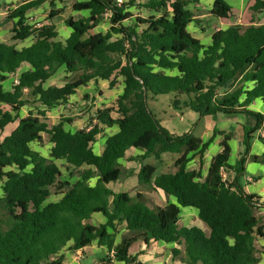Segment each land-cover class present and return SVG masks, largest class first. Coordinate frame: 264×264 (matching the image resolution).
<instances>
[{"label": "trees", "instance_id": "1", "mask_svg": "<svg viewBox=\"0 0 264 264\" xmlns=\"http://www.w3.org/2000/svg\"><path fill=\"white\" fill-rule=\"evenodd\" d=\"M68 1L74 11L88 15L65 21L70 34L62 42L51 21L64 11L57 5ZM200 1L29 0L8 11L13 26L11 42H0V133L17 126L0 141L2 202L9 215L6 222L0 217V264H62L66 247L76 252L94 242L108 250L104 264H143L130 254L140 240L176 245L173 257L181 264L260 263L257 242L264 241V221L257 213L264 203L247 193L240 179L264 123L262 114L248 108L256 99L264 102V0L251 6L262 15L260 22L216 30L209 45L189 30L192 24L201 27L191 10ZM47 3L52 8L48 24L32 26L29 13ZM132 7L148 16L126 24L134 18ZM210 14L223 21L236 17L226 0H213ZM106 21L109 29L95 32ZM27 41L28 46H17ZM24 66L28 69L20 72ZM60 70L64 83L50 85ZM15 77L19 83L13 80L7 90L4 84ZM120 79L124 89L116 106L86 110L87 128L68 130L74 119L65 115L52 126L48 123L53 110L67 106L90 82L104 81L114 89ZM171 94L176 109L202 118H256L255 126L244 128V151L235 165L229 162L231 134L215 130L223 141L206 176L202 166L189 169L193 158L203 160L213 139L204 142L192 132L175 136L162 125L148 101ZM28 106L32 110L22 118ZM112 128L117 131L105 134ZM43 134L52 144L50 159L32 148ZM100 135L106 141L96 154L93 146ZM260 141L264 144V138ZM135 150L158 161L166 154L177 156L173 172L156 174L155 166L143 164L138 173L140 185L174 202L153 206L141 193L133 197L111 188L122 176L120 161L142 157L129 155ZM58 161L66 164L68 180L61 179ZM222 168L235 172V180H224ZM52 188L61 194L57 201H49ZM182 208L198 210L209 233L182 226ZM97 213L106 221L92 225ZM121 227L130 235L117 244Z\"/></svg>", "mask_w": 264, "mask_h": 264}, {"label": "rangeland", "instance_id": "2", "mask_svg": "<svg viewBox=\"0 0 264 264\" xmlns=\"http://www.w3.org/2000/svg\"><path fill=\"white\" fill-rule=\"evenodd\" d=\"M20 1L26 0H17L15 3L10 2L6 3L5 0H0V42H11V29L12 24L10 20L7 19V13L9 10L12 9V5H17ZM130 0H125L128 2ZM232 2H235L232 0ZM72 1L66 2L64 5H57L56 9L64 8L63 13L52 20L51 22L55 24L56 30L58 31V41H65L66 38L70 34V29L65 25V21L73 17L74 19H78L81 16L88 15L87 12H76L72 9ZM52 8L48 6H43L38 9H35L29 13V23L32 26H39L48 24L47 17L50 14ZM130 12L133 13L134 18L127 21L126 24H133L134 20L138 16L146 17L148 14L144 10H139L136 7H132ZM197 15L204 16L201 27L192 24L189 29L192 35H196L201 37L204 42H208V35L209 31L211 32L212 29H215L216 26L214 21H212V16L210 15L208 9H204L203 12H197ZM215 21H218L217 18H213ZM109 23L106 21L101 24L95 32H106L109 29ZM203 28L205 31H203ZM31 41H27L25 43H17L19 48L28 46ZM17 78V77H16ZM64 83V72L60 70L58 74L49 82L50 85H62ZM7 90L11 89L12 81L9 80L4 84ZM124 83L123 80L120 79L119 83L114 89L109 88V84L104 81H99L98 83L90 82L87 87L81 88L76 95H74L70 102L65 105L64 107H60L56 110H53L49 116L48 123L50 126L56 124L62 115L69 116L70 118L74 119L73 125H67L66 128L70 131H77L79 129H84L88 127V121L90 119L89 114L87 111L90 109L92 112H95L97 109L101 108H109L116 106L118 97L123 93ZM174 95H165V96H158L156 100L149 99L148 104L150 109L153 111L155 116L158 120L161 121L163 126L165 127H175V126H182L183 129L188 128L190 131H194L196 135H198L203 128H207V126L211 125L212 127H222L221 124H224L226 129L230 130V118L227 117H220L221 124L217 117H200L199 114L189 110L183 109L178 110L173 106ZM32 107L28 106L22 109L21 117L24 118L28 116ZM116 115V114H115ZM251 119V117H246L244 121ZM231 120L239 121V116L231 117ZM249 125V124H248ZM17 126V123L9 125L4 133H0V141L11 133L12 130ZM182 129V128H181ZM108 132V131H107ZM113 132V131H111ZM227 132V131H226ZM107 134V133H106ZM231 134V133H230ZM233 134V133H232ZM231 134V135H232ZM106 136L100 135L97 139V142L94 144L93 149L96 154H100L103 150L104 143H105ZM52 144L50 143L49 136L47 134H43V141L42 142H35L32 144V148L35 151H38L40 154L45 156L46 158L50 159V151H51ZM142 153L138 152L135 155L140 156ZM142 157L135 159L131 163L123 161L121 162V169H122V176L121 178L111 185V188L115 192H122L125 191L129 193L131 196L136 197L138 193L144 195L145 199L149 201V203L153 206H164L169 202V198L166 197L163 193H159L156 190H153L151 187L140 185L138 182V173L140 171L141 165L143 164H152L157 167L156 174L160 173H168L174 171V159L176 157H172L171 155H166L164 161H157L153 155L145 156L144 154L141 155ZM58 166L63 173L62 180L69 179V172L66 169V164L64 162L58 161ZM75 180L78 178L76 175ZM75 180H72L75 181ZM3 182H0V217L3 222H6L8 219V212L4 208V204L2 202L3 198V191H2ZM61 198V194L57 191L56 188H52V196L50 197L49 201H57ZM258 216L264 221V210L259 211ZM183 221H181V225L189 224L195 225L198 224V221L193 220V217H183ZM99 220H93V222H97ZM129 234V233H127ZM130 235V234H129ZM127 235V236H129ZM126 236V235H125Z\"/></svg>", "mask_w": 264, "mask_h": 264}, {"label": "crops", "instance_id": "3", "mask_svg": "<svg viewBox=\"0 0 264 264\" xmlns=\"http://www.w3.org/2000/svg\"><path fill=\"white\" fill-rule=\"evenodd\" d=\"M5 1L6 3H10V2L15 3L17 0H5ZM26 1H29V0H26ZM78 1H84V0H78ZM226 1L232 6L236 17L233 21H223L221 19H218V21H215L212 18V21H214L216 28L212 29L211 32L209 31L208 42L205 43L204 42L205 40H203L201 37L193 35L196 39L200 40L204 45H209L211 43V36L216 30L226 29L233 23L250 25L251 22L258 23L261 21L262 15L254 14V12H252L251 10V6L254 4V0H233L235 2H232V0H226ZM23 2L24 1H20L19 3H17V5H12V9H14L15 7H17L19 4ZM44 6H48V3L45 4ZM212 6H213V0H201L197 6L191 7V10L195 13L197 20L203 21L202 19L204 16L197 15V12L199 11V13L200 12L202 13L204 9H208L210 13ZM262 22L264 23V19H262ZM27 69L28 67L24 66L20 72L26 71ZM13 80L14 79L11 78L12 82ZM253 87H254L253 84L249 85L250 89H252ZM248 108L264 116V102L261 99H256L255 101H253V103H251V105ZM221 116L222 118L223 117L230 118V122L232 123V125H230L229 131L226 129L224 124H221V119H220ZM235 116L236 117L239 116V121H236L234 123V121L231 120V117L233 116H225V115L219 114L217 116V120H219L222 127L218 128V127H212L211 125H209L207 126V128H203L198 135H196L194 131H190V129L188 128L183 129L182 126H175V127L171 126L170 128L165 127V126L164 127L168 129L175 136H179V135H183L188 132H192L197 137H200L204 142H207L213 139V142L210 145L209 150L206 152L203 160L200 161L198 157L193 158L188 166L189 169H199L202 166L203 174L206 176L212 158L221 151V142L223 141L222 135L216 134L214 136L215 130H219L224 133H231V134L233 133L231 135V140L229 142L231 149H232L231 157L229 160L231 165L236 164V162L241 157L244 151V148H243L244 128L255 126L257 120L255 117L250 116V115H245V114H239ZM245 116L251 117V119L244 121ZM111 131L116 132L117 128L106 129L105 134L107 133L108 135L111 133ZM261 138H264V123L262 125L261 130L257 133V135L255 136L252 142V150L250 152L247 163L245 165L246 167L245 176L240 179V182L243 185L247 193L259 196L261 199H264V144L260 141ZM138 152L142 153L141 155H143V152L137 151V150L130 152L129 155L131 157H138L137 155H135V153H138ZM166 155L163 156L162 162L164 161V158L166 157ZM171 156L177 158V156L175 155H171ZM176 158L174 159V162ZM123 161H126V160H121L120 165H121V162ZM156 172H157V167H156ZM227 173H228L227 178L230 181H234L237 176L236 173L233 171H230ZM122 192H125V191H122ZM157 192L162 193L161 191H157ZM174 201L175 200L173 198H169V202H174ZM180 216H181L182 221L184 219L183 218L184 216L193 217V220L198 221V224H195V225L184 224L182 226L200 227L201 229L209 233L208 227L198 217V210L194 208H182ZM96 219L99 221L93 222V220H96ZM105 221H106L105 217L102 214L97 213L92 216L90 223L92 225H99V224L105 223ZM127 233L128 231L124 227H121L119 230V233L117 234L116 243L117 244L120 243L123 236L129 235ZM257 245L259 248V258H260L259 264H264V241L259 240V242H257ZM174 248H177V246L174 244H166L164 242H153V241H151L149 244H146L145 242L140 240L133 244L130 250V254L133 256H137L138 260L142 262L143 264H181V262L177 258L174 259L173 257L172 251ZM82 252H83V257L78 258L75 252L69 249V246L66 247L61 252V256L63 258L62 264H104L108 257L107 248L99 246L97 242H94L90 246L83 248Z\"/></svg>", "mask_w": 264, "mask_h": 264}, {"label": "built area", "instance_id": "4", "mask_svg": "<svg viewBox=\"0 0 264 264\" xmlns=\"http://www.w3.org/2000/svg\"><path fill=\"white\" fill-rule=\"evenodd\" d=\"M118 2H119L120 4H122V3H123V0H118ZM39 26H40V25H39ZM14 83H15V84H18V83H19V79H18V77H17V78H16V77L14 78ZM221 173H222V176H223L224 180L227 179L228 173L226 172V170H225L224 168L221 169ZM261 203H264V199H261ZM75 254H76V256H77L78 258L83 257L82 249L77 250V251L75 252ZM110 254H111V256L113 257V256H114V251H110Z\"/></svg>", "mask_w": 264, "mask_h": 264}]
</instances>
